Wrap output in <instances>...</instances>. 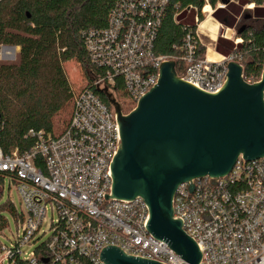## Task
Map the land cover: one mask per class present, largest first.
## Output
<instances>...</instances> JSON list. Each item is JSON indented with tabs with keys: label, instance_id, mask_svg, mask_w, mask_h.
<instances>
[{
	"label": "built area",
	"instance_id": "obj_1",
	"mask_svg": "<svg viewBox=\"0 0 264 264\" xmlns=\"http://www.w3.org/2000/svg\"><path fill=\"white\" fill-rule=\"evenodd\" d=\"M203 1L200 14L209 18L212 12L204 13L209 4ZM168 2L118 0L105 29L83 34L95 72L89 85L72 93L65 131L60 135L30 131L36 139L25 153L0 149V178L16 185L22 206L18 215L22 231L9 248L3 246L2 262L104 264L100 251L115 247L134 258L183 264L167 243L146 231L141 198L106 199L120 135L113 106H107L99 94L106 91L120 106L119 97L132 111L156 86L160 62L182 63L184 70L177 77L208 93L223 85L231 62L241 66L246 84L258 83L260 76L243 75L241 56L235 51L241 39L234 40L235 48L220 61L207 59L201 40L204 29L196 10L193 25L183 29L181 45L173 46L179 56L156 55L154 44ZM262 91L264 101V88ZM171 203L173 219H182L185 235L199 244L198 264H264L262 159L246 161L239 156L224 177L180 184ZM48 212L50 222L45 218ZM44 235L47 239L32 249L37 237Z\"/></svg>",
	"mask_w": 264,
	"mask_h": 264
},
{
	"label": "water",
	"instance_id": "obj_2",
	"mask_svg": "<svg viewBox=\"0 0 264 264\" xmlns=\"http://www.w3.org/2000/svg\"><path fill=\"white\" fill-rule=\"evenodd\" d=\"M241 74V66L228 63L223 85L208 93L181 81L174 62H160L156 86L128 114H122L103 91L115 110L120 135L106 199L141 198L146 231L167 243L183 264H198L201 255L199 244L181 229L182 219H173L171 202L177 187L224 177L239 156L264 161V61L258 83L246 84ZM100 261L160 264L127 256L115 247L100 251Z\"/></svg>",
	"mask_w": 264,
	"mask_h": 264
},
{
	"label": "trees",
	"instance_id": "obj_3",
	"mask_svg": "<svg viewBox=\"0 0 264 264\" xmlns=\"http://www.w3.org/2000/svg\"><path fill=\"white\" fill-rule=\"evenodd\" d=\"M117 1L0 0V46L19 48L16 64H0V149L3 153L15 149L19 153L28 151L36 139L30 131L52 135L65 131L72 110V92L63 64L75 61L93 75L95 70L85 52L83 34L88 30L105 29L108 15ZM207 1L211 7L220 2ZM232 1L224 9H217L213 17L232 28L241 8L253 4L251 13H242L240 19L252 18L256 25H236V37L242 43L235 51L241 56L243 75L257 79L264 61V0ZM203 6V0H169L154 44L156 55L179 56L173 46L181 45L187 25L176 19L189 7L191 11L196 10L201 19ZM211 25L217 24L208 19L203 23V27L212 32ZM242 27L243 31L237 34ZM231 34V30L219 25L217 35L229 39ZM217 49L226 54L232 49V43L218 39ZM200 54L203 56L202 50ZM209 58L218 59L213 53ZM183 70V64L176 61V75L180 76ZM99 96L108 106L107 98L103 94ZM68 108L65 125L55 132L54 118Z\"/></svg>",
	"mask_w": 264,
	"mask_h": 264
},
{
	"label": "rangeland",
	"instance_id": "obj_4",
	"mask_svg": "<svg viewBox=\"0 0 264 264\" xmlns=\"http://www.w3.org/2000/svg\"><path fill=\"white\" fill-rule=\"evenodd\" d=\"M246 14L251 13V9L246 7L241 9V12ZM196 14V11H187L184 10L183 14L176 19L177 22L182 23L184 25L190 26L193 25V17ZM204 18V16H203ZM210 18V17H209ZM240 26L252 25L255 27L256 23L251 18L250 20H239L238 23ZM205 30V28H204ZM207 31V30H205ZM237 39L236 37V29L234 30V34L231 42ZM18 51L19 48H11L0 46V64H16L18 62ZM63 68L65 71V75L71 87V92L76 93L81 88L88 85L91 80V76L89 72H85L82 67L77 64L75 61H70L68 63L63 64ZM90 84V83H89ZM117 101L121 106L122 113L128 114L131 111V106L124 102L122 99L117 97ZM70 108L65 113H60L54 118V131L59 132L62 130L65 122L68 118ZM22 210V206L19 200L18 192L16 190V185L13 183H9L8 180L2 181L0 180V264H6L5 261L2 262V257L5 254V251L2 250L3 246L9 248L12 244L13 240L16 238L18 234L22 231V225L19 220L18 215ZM46 220L50 222L51 216L50 212H48L45 216ZM45 230V227L42 228ZM48 235H44L41 237H37L35 243L33 244V248L38 247L42 242L47 239Z\"/></svg>",
	"mask_w": 264,
	"mask_h": 264
},
{
	"label": "crops",
	"instance_id": "obj_5",
	"mask_svg": "<svg viewBox=\"0 0 264 264\" xmlns=\"http://www.w3.org/2000/svg\"><path fill=\"white\" fill-rule=\"evenodd\" d=\"M230 3H233V1L231 0L228 4H230ZM221 3L219 2V3H217L216 5H215V7H211L210 5H207V7H210V9H209V11H211L212 12V14H211V16H210V18H206L205 17V15H201L202 16V18L200 19V21H201V23H202V27H203V23L208 19V21L209 22H211L212 24L214 23V24H217L215 27L214 26H212L211 25V29H213L212 30V32L210 31V29H208V28H205V30H207V32L208 33H210V35L211 36H213L214 38H211V36L210 35H208L206 32H205V30H203V33H202V35H201V40H202V42H203V45H204V54H205V56L207 57V59H209V57H208V51L210 50V52H212L213 53V55H216L217 57H218V59H210V60H215V61H220L223 57H226V56H228L231 52H232V50L235 48V44H234V42H231L230 40H232V37H233V34H234V30L236 29V25L239 23V20H241L240 19V16H241V14L243 13V11L241 12V14H240V16L238 17H236V22H235V26H233L232 28H230V27H226V26H224V25H222L221 23H219L216 19H214V17H213V13L217 10V9H224L227 5H223L224 7L223 8H216L218 5H220ZM244 7H246V8H248V9H253L254 8V6H253V4H250V5H245V6H243L242 8H244ZM241 8V9H242ZM203 16H204V18H203ZM219 25L220 26H223V27H225V28H227V29H229V30H231L232 31V34H231V37L228 39V38H226V37H224V36H222V35H217V33H218V28H219ZM208 27H210V24H208ZM203 29H204V27H203ZM218 39H222L223 41H225V42H229V43H232V49L229 51V52H227L226 54H224L223 52H221V51H219L218 49H217V43H218ZM237 40H239V38H237Z\"/></svg>",
	"mask_w": 264,
	"mask_h": 264
},
{
	"label": "bare ground",
	"instance_id": "obj_6",
	"mask_svg": "<svg viewBox=\"0 0 264 264\" xmlns=\"http://www.w3.org/2000/svg\"><path fill=\"white\" fill-rule=\"evenodd\" d=\"M209 12V8L206 6L205 8H204V13H208ZM208 18V17H207ZM212 52H210V50L208 51V57L210 56V54H211ZM210 59V58H209Z\"/></svg>",
	"mask_w": 264,
	"mask_h": 264
}]
</instances>
